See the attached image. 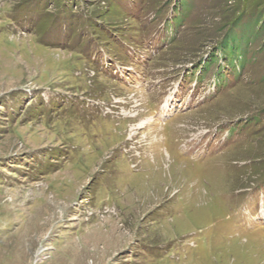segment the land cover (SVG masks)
<instances>
[{
    "label": "rangeland",
    "instance_id": "1",
    "mask_svg": "<svg viewBox=\"0 0 264 264\" xmlns=\"http://www.w3.org/2000/svg\"><path fill=\"white\" fill-rule=\"evenodd\" d=\"M0 264H264V0H0Z\"/></svg>",
    "mask_w": 264,
    "mask_h": 264
}]
</instances>
